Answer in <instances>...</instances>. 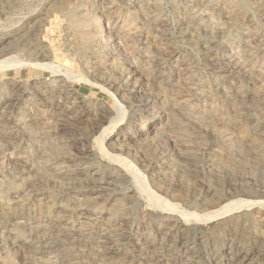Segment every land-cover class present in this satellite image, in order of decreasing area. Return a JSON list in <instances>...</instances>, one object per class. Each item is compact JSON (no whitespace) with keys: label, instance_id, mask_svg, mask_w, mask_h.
Listing matches in <instances>:
<instances>
[{"label":"rangeland","instance_id":"1","mask_svg":"<svg viewBox=\"0 0 264 264\" xmlns=\"http://www.w3.org/2000/svg\"><path fill=\"white\" fill-rule=\"evenodd\" d=\"M0 49V264H264V0H0Z\"/></svg>","mask_w":264,"mask_h":264},{"label":"bare ground","instance_id":"2","mask_svg":"<svg viewBox=\"0 0 264 264\" xmlns=\"http://www.w3.org/2000/svg\"><path fill=\"white\" fill-rule=\"evenodd\" d=\"M5 48V47H4ZM8 52L5 50V49H0V56L1 55H4V54H7ZM17 65V62H15L12 58H6L4 61H1L0 62V68H13L14 66ZM41 66H46V67H49L50 68V65H41ZM56 69V68H55ZM106 130V129H105ZM104 134V131H102V133H100L98 135V139H100ZM226 211H228L227 207H225V209L223 208H220L219 210H216V211H212L206 215L203 216V220H211L213 218H216L220 215H222L223 213H225Z\"/></svg>","mask_w":264,"mask_h":264}]
</instances>
